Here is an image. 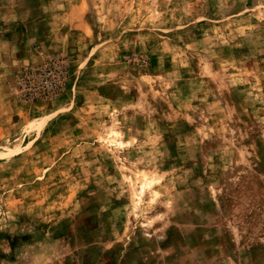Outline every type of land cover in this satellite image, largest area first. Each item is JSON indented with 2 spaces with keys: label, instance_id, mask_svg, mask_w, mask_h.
I'll return each mask as SVG.
<instances>
[{
  "label": "rangeland",
  "instance_id": "obj_1",
  "mask_svg": "<svg viewBox=\"0 0 264 264\" xmlns=\"http://www.w3.org/2000/svg\"><path fill=\"white\" fill-rule=\"evenodd\" d=\"M0 264H264V0H0Z\"/></svg>",
  "mask_w": 264,
  "mask_h": 264
},
{
  "label": "built area",
  "instance_id": "obj_2",
  "mask_svg": "<svg viewBox=\"0 0 264 264\" xmlns=\"http://www.w3.org/2000/svg\"><path fill=\"white\" fill-rule=\"evenodd\" d=\"M31 74V80L28 79L25 85L28 88L23 92L24 95L28 94L30 98H33L40 91L46 93V95L56 93L60 88L61 79L64 75L60 64L35 68Z\"/></svg>",
  "mask_w": 264,
  "mask_h": 264
}]
</instances>
